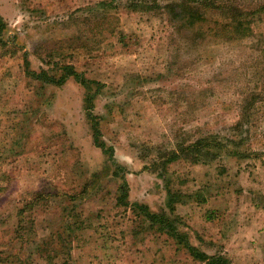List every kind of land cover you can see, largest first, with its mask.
I'll return each mask as SVG.
<instances>
[{
  "label": "rangeland",
  "instance_id": "rangeland-1",
  "mask_svg": "<svg viewBox=\"0 0 264 264\" xmlns=\"http://www.w3.org/2000/svg\"><path fill=\"white\" fill-rule=\"evenodd\" d=\"M172 1L0 0V264H206L117 204L122 173L130 202L166 212L199 250L264 264V16L227 38L218 9L196 2L208 20L188 27ZM25 56L104 85L94 112L119 176L82 84L31 78ZM208 135L240 155L169 161Z\"/></svg>",
  "mask_w": 264,
  "mask_h": 264
},
{
  "label": "trees",
  "instance_id": "trees-1",
  "mask_svg": "<svg viewBox=\"0 0 264 264\" xmlns=\"http://www.w3.org/2000/svg\"><path fill=\"white\" fill-rule=\"evenodd\" d=\"M203 2L208 9H218L219 14L222 16L223 20L219 21L220 33L227 38H242L250 36L253 33V23L256 18L262 19L264 16V0H254L250 4H245L246 0H235V2H223L218 3L216 0H173L167 3V7H171L172 10L176 11L181 9L184 17L189 21L188 27H194L197 20L207 21L206 12L199 9L198 3ZM199 9V10H198ZM180 15V13H178ZM7 22L5 18L0 14V43L5 44L6 40L3 38V33L6 30ZM26 59V72L34 79L42 80L43 83H49L53 85H63L70 78H74L85 89L84 96V106L87 112V118L90 122L94 143L96 146L100 147L104 153L109 155V159L112 161L115 167L114 175L119 176V170H123L124 167L117 163L114 158V147L108 146L103 140V133L101 129V120L95 112V100L98 93L101 91L102 83L98 80L90 79L85 76L81 71H78L73 64H63L58 67V74H52L48 70L41 69L36 71L30 68V63ZM229 143H238L236 139H228L224 143L217 139L213 135H208L207 137L200 138V140L180 148V153L173 151L169 161L176 160L181 156L189 158L195 163L207 162L208 160H215L223 151H227L229 154L240 155V152L236 149L229 150L226 145ZM179 150V149H178ZM125 171V169H124ZM122 173V172H121ZM129 184L126 179L125 173H122V183L119 185L117 204L130 207L134 212L143 214L147 220L153 226H157L160 230L167 231L168 234L173 236L176 243L187 249L191 256L194 258L205 262L206 264H230V260L222 255L208 254L204 251L199 250L193 244L190 243L188 235L186 232L181 231L176 219L169 216L166 212L157 213L149 209L148 205L140 202H130L129 200ZM176 193L168 190L167 206L169 207L171 213H174L176 208V203L181 201L180 197H176ZM141 212V213H140Z\"/></svg>",
  "mask_w": 264,
  "mask_h": 264
}]
</instances>
